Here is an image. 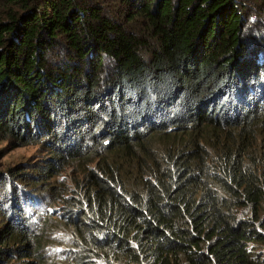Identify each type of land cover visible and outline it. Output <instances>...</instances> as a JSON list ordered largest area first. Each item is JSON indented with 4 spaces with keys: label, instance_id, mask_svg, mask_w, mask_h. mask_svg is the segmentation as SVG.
Returning a JSON list of instances; mask_svg holds the SVG:
<instances>
[{
    "label": "trees",
    "instance_id": "obj_1",
    "mask_svg": "<svg viewBox=\"0 0 264 264\" xmlns=\"http://www.w3.org/2000/svg\"><path fill=\"white\" fill-rule=\"evenodd\" d=\"M261 2L252 13V0H118L115 11L0 0V133L55 143L50 173L37 175L92 165L64 217L79 237L74 264H253L247 246L264 229ZM11 186L0 173L2 212ZM11 200L0 240L37 256L36 224ZM232 206L249 216L229 224Z\"/></svg>",
    "mask_w": 264,
    "mask_h": 264
},
{
    "label": "rangeland",
    "instance_id": "obj_2",
    "mask_svg": "<svg viewBox=\"0 0 264 264\" xmlns=\"http://www.w3.org/2000/svg\"><path fill=\"white\" fill-rule=\"evenodd\" d=\"M99 1L103 3L102 6H105L106 10L108 8L115 11L119 6L118 0ZM252 1L254 4L249 7L251 8L250 12L261 13L259 11L262 9L263 3L261 2L258 5V2L264 0ZM255 1L257 2L255 3ZM250 23L252 25L255 22L250 20ZM245 24L246 30L249 29V24ZM255 26L264 30V22ZM261 34H264V32ZM252 38L253 36H250V41ZM247 39L248 37L245 40L247 41ZM250 41L246 42L247 45ZM258 41L260 39H257ZM54 146L55 143H52L49 137L43 135L39 136V141L26 144L0 133V173L5 175L8 182L11 181L15 185L14 188L12 186L11 188L7 187V191H9L10 196L18 199L21 204L23 203L25 207V210H23L24 215L27 221L31 220L29 227L31 228L36 224L32 230L36 236L41 238L40 250L37 256L33 257L21 256L20 250L25 246L24 242L15 239L0 240L1 248L8 251L0 257V264H27L28 262H34V264L76 263L73 252L77 250L78 233L65 224L64 217L67 214V209L73 206V204H69V201L78 196V193L73 189L75 187L74 183L85 179L88 168L92 165L86 166L78 162H71L57 175L46 173L43 176L37 175V168L41 166L45 167L43 169H46L47 173H50L48 167L55 157L53 153ZM254 147L257 150V159L264 164V144ZM13 173H17V175L13 177ZM11 199L2 202L3 212L0 210V231L4 228L6 220H13L11 219L13 217L11 215L13 203ZM246 212V210L236 206L229 207L225 210V214H228L226 221L230 224L237 219L247 218L249 214H245ZM4 213L7 214L6 217H4ZM259 220L264 223V213L259 214ZM256 226H258L257 230L261 237L248 243V258H252L253 264H264V229L260 223H257ZM97 264L101 263L98 262Z\"/></svg>",
    "mask_w": 264,
    "mask_h": 264
}]
</instances>
